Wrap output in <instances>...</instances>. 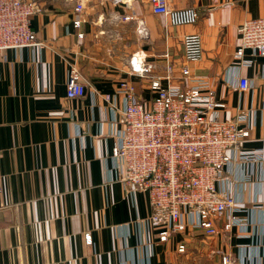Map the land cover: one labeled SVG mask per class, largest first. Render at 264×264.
Masks as SVG:
<instances>
[{"label": "crops", "instance_id": "obj_1", "mask_svg": "<svg viewBox=\"0 0 264 264\" xmlns=\"http://www.w3.org/2000/svg\"><path fill=\"white\" fill-rule=\"evenodd\" d=\"M37 1L42 11L31 29L42 45L0 54V264H220L219 250L235 264H264V181L245 183L243 164L217 187L245 207L247 223L212 238L186 213V231L161 241L148 195L120 182L112 156L120 132L112 106L127 103L121 85H132L149 108L153 78L164 88L208 83L225 104L219 119L248 113L244 150L264 156V56H236L238 27L264 17V0H169L174 10L199 14L181 26L154 14L149 0H84L82 13L72 1ZM188 34L200 35L202 58L183 78ZM134 58L151 71L133 72ZM71 67L86 84L81 98L66 97Z\"/></svg>", "mask_w": 264, "mask_h": 264}, {"label": "built area", "instance_id": "obj_2", "mask_svg": "<svg viewBox=\"0 0 264 264\" xmlns=\"http://www.w3.org/2000/svg\"><path fill=\"white\" fill-rule=\"evenodd\" d=\"M76 3V13L85 9L84 0ZM114 5H128L130 0H109ZM152 12L166 16L173 26L195 24L199 18L192 9L174 10L169 0H149ZM37 0H0V54L6 50L38 48L42 43L31 29V18L41 12ZM128 16L125 20H131ZM80 27V21L75 22ZM242 58L246 50L264 56V17L248 19L238 27ZM181 76H190L189 64L202 58L200 35H185ZM135 59V61H134ZM133 72L146 74L152 66H143L134 58ZM172 66H167V78ZM66 97L81 98L86 84L76 67L69 71ZM248 79H240L238 87L248 89ZM151 90L155 96L149 108L135 96V88L123 83L119 90L127 97L126 106L116 112L115 124L120 128L113 149L117 176L127 188L146 193L151 207V223L162 228L159 239L167 241L172 234L187 229L186 213L198 218L199 228L207 237L219 234L227 237L235 227L247 223L245 207L235 196L221 191L217 185L227 180L226 171L234 164L246 167L245 183L264 181L262 149L245 151L250 131L248 113L230 120L216 114L225 104L218 101L208 83L188 88L162 87L161 79L153 78ZM206 90V91H204ZM1 191V189H0ZM87 245L91 233L84 235ZM184 245L178 251L184 252ZM220 264H235L231 253L218 251Z\"/></svg>", "mask_w": 264, "mask_h": 264}, {"label": "rangeland", "instance_id": "obj_3", "mask_svg": "<svg viewBox=\"0 0 264 264\" xmlns=\"http://www.w3.org/2000/svg\"><path fill=\"white\" fill-rule=\"evenodd\" d=\"M218 256H219V253H218Z\"/></svg>", "mask_w": 264, "mask_h": 264}]
</instances>
